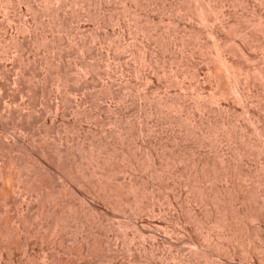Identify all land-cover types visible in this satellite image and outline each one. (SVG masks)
Here are the masks:
<instances>
[{"label": "rangeland", "instance_id": "374dc122", "mask_svg": "<svg viewBox=\"0 0 264 264\" xmlns=\"http://www.w3.org/2000/svg\"><path fill=\"white\" fill-rule=\"evenodd\" d=\"M43 1L0 0V264H264V0Z\"/></svg>", "mask_w": 264, "mask_h": 264}, {"label": "bare ground", "instance_id": "6f19581e", "mask_svg": "<svg viewBox=\"0 0 264 264\" xmlns=\"http://www.w3.org/2000/svg\"><path fill=\"white\" fill-rule=\"evenodd\" d=\"M10 1V0H9ZM36 1V0H35ZM53 0H45V1H43V2H46L47 4L48 3H51ZM83 1V0H82ZM145 1V0H144ZM204 1V0H203ZM206 1V0H205ZM217 1V0H216ZM23 2L26 4V6H27V9H29V11H34V12H36L37 10H38V12H40L41 10L37 7V6H34V3H33V0H23ZM90 2V1H89ZM137 2V1H136ZM210 3H211V1H209ZM54 3H55V0H54ZM63 3V2H62ZM181 3V2H180ZM191 3V2H190ZM210 3H208V0L206 1V3H203V4H205L204 6H202V8H201V10H198L197 11V13L200 11V14H197L196 12V14L197 15H199V19H205L204 18V15H206V14H204L205 12H206V10L208 9L209 10V8L207 7V5L206 4H209L210 5ZM222 3V2H221ZM134 4V3H133ZM194 4V3H193ZM246 4V3H245ZM260 4V3H259ZM16 5V4H15ZM18 5V4H17ZM49 5V4H48ZM81 5V4H80ZM152 5V4H151ZM202 5V4H201ZM255 5V4H254ZM6 6V5H5ZM23 6V5H22ZM44 6V5H43ZM176 6V5H175ZM199 7H200V5H198ZM206 6V7H205ZM261 6V5H260ZM20 7V6H19ZM45 7V9L48 7L47 5L46 6H44ZM53 7V6H52ZM55 7V6H54ZM58 8H59V6H57ZM64 7V6H63ZM75 7V6H74ZM102 7V6H101ZM132 7V6H131ZM183 7V6H182ZM188 7V6H187ZM244 7V6H243ZM7 8V7H6ZM41 8V7H40ZM80 8V7H79ZM139 8V7H138ZM169 8V7H168ZM184 8V7H183ZM192 8V7H191ZM191 8H188V10H190ZM256 8V7H255ZM78 9V8H77ZM185 9V8H184ZM183 9V10H184ZM234 9V8H233ZM36 10V11H35ZM40 10V11H39ZM72 10V9H71ZM175 10V9H174ZM254 10V9H253ZM260 10V9H259ZM264 10V9H263ZM20 11V10H19ZM48 11V10H47ZM78 11V10H77ZM76 11V12H77ZM151 11V10H150ZM153 11V10H152ZM184 11H186V12H188L187 11V9H185ZM191 11L192 10H190V13H191ZM194 11V10H193ZM192 11V12H193ZM195 11H196V9H195ZM210 11V10H209ZM209 11H207V12H209ZM244 11V10H243ZM247 11V10H246ZM53 12H54V10H53ZM56 12V11H55ZM113 12H114V10H113ZM180 12V11H179ZM216 12V11H215ZM41 13V12H40ZM183 13V12H182ZM194 12H193V14H191V16H193L194 14H195ZM238 13V12H237ZM5 14V13H4ZM9 14V13H8ZM13 14V13H12ZM35 14V13H34ZM65 14V13H64ZM127 14V13H126ZM137 14V13H136ZM158 14V13H157ZM195 14V15H196ZM212 14H213V11H212ZM228 14V13H227ZM243 14V13H242ZM47 15V14H46ZM74 15H76V14H74ZM99 15V14H98ZM184 15V14H183ZM186 15H187V13H186ZM190 15V14H189ZM194 15V16H195ZM201 15V16H200ZM208 15V14H207ZM226 15V14H225ZM34 16V15H33ZM65 16V15H64ZM64 16H62V20H63V17ZM67 16V15H66ZM100 16V15H99ZM263 16V15H262ZM3 17V16H2ZM101 17V16H100ZM106 17V16H105ZM149 17V16H148ZM18 18V17H17ZM38 18V17H37ZM60 18V17H59ZM69 18V17H68ZM68 18H67V20H66V18H65V21H69L68 20ZM84 18V17H83ZM82 18V19H83ZM90 18V17H89ZM124 18V17H123ZM126 18V17H125ZM134 18V17H133ZM132 18V19H133ZM161 18V17H160ZM177 18V17H176ZM197 18V17H196ZM213 18H217V17H213ZM19 19V18H18ZM43 19V18H42ZM72 19V18H71ZM93 19V18H92ZM172 19V18H171ZM201 19V20H202ZM230 19V18H229ZM243 19H245V18H243ZM263 19V18H262ZM3 20V19H2ZM77 20V19H76ZM79 20V19H78ZM105 20V19H104ZM117 20V19H116ZM209 20V19H208ZM85 21V20H84ZM114 21V20H113ZM147 21V20H146ZM207 21V20H206ZM222 21V20H221ZM228 21V20H227ZM70 22H71V20H70ZM106 22V21H105ZM119 22V21H118ZM132 22V21H131ZM149 22V21H148ZM178 22V21H177ZM209 22V21H208ZM207 22V23H208ZM226 22V21H225ZM237 22V21H236ZM20 23V22H19ZM49 23V22H48ZM56 23H58V22H56ZM127 23V22H126ZM158 23V22H157ZM187 23V22H186ZM212 23V22H211ZM74 24V23H73ZM99 25H100V23H98ZM108 24V23H107ZM120 24V23H119ZM264 24V23H263ZM51 25V24H50ZM63 25V24H62ZM77 25V24H76ZM191 25V24H190ZM213 25V24H212ZM0 26H1V23H0ZM56 26V25H55ZM135 26V25H134ZM137 26V25H136ZM148 26V25H147ZM2 27V26H1ZM4 27V26H3ZM29 27V26H28ZM126 27V26H125ZM208 27V26H207ZM211 27V26H210ZM218 27V26H217ZM230 27V26H229ZM253 27V26H252ZM35 28V27H34ZM38 28V27H37ZM53 28V27H52ZM139 28V27H138ZM144 28H145V26H144ZM222 28V27H221ZM238 28V27H237ZM59 29V28H58ZM136 29V28H135ZM26 30V29H25ZM29 30V29H28ZM71 30V29H70ZM94 30V29H93ZM98 30V29H97ZM102 30V29H101ZM144 30V29H143ZM191 30V29H190ZM215 30H217V29H215ZM1 31V30H0ZM20 31V30H19ZM23 31V30H22ZM30 31V30H29ZM45 31V30H44ZM210 31V30H209ZM27 32V31H26ZM122 32V31H121ZM136 32V31H135ZM139 32V31H138ZM177 32V31H176ZM210 32H212V31H210ZM222 32V31H221ZM23 33V32H22ZM126 33H127V31H126ZM130 33V32H129ZM169 33V32H168ZM197 33V32H196ZM207 33V32H206ZM24 34V33H23ZM33 34V33H32ZM177 34V33H176ZM211 34V33H210ZM215 33H212V35H214ZM259 34V33H258ZM42 35V34H41ZM47 35V34H46ZM144 35V34H143ZM218 35V34H217ZM260 35H262V34H260ZM5 36V35H4ZM7 36V35H6ZM32 36V35H31ZM101 36V35H100ZM127 36V35H126ZM227 36V35H226ZM250 36V35H249ZM22 37V36H21ZM36 37V36H35ZM59 37V36H58ZM243 37V36H242ZM7 38H9V37H7ZM46 38V37H45ZM139 38V37H138ZM148 38V37H147ZM164 38V37H163ZM181 38V37H180ZM219 38H221V37H219ZM14 39H17V38H14ZM149 39V38H148ZM182 39V38H181ZM214 39V38H213ZM217 39V38H216ZM230 39V38H229ZM11 40V39H10ZM13 40V39H12ZM36 40V39H35ZM62 40V39H61ZM67 40V39H66ZM98 40V39H97ZM116 40V39H115ZM175 40V39H174ZM180 40V39H179ZM17 42L15 43L16 45L18 44V43H20V40L18 41V39L16 40ZM50 41V40H49ZM53 41V40H52ZM162 41V40H161ZM217 41V40H216ZM216 41H214V43H213V51L215 50V55H216V57H215V55H214V57H215V59L217 58V62H219L220 63V65H221V67H223V69H224V74L225 75H227V76H229V78H231L232 80V83H233V80L234 81H236L237 79L239 80V78H241L243 75H245V72L244 73H242L241 71H239L240 73H241V77H240V74L236 71V70H238V69H235V65H233V63L230 61V59L228 60V55L230 54H223V48H221V46L218 44V43H216ZM231 41V40H230ZM229 41V42H230ZM253 41V40H252ZM40 42V41H39ZM62 42V41H61ZM158 42V41H157ZM221 42V41H220ZM22 43V42H21ZM35 43V42H34ZM100 43V42H99ZM109 43V42H108ZM114 43V42H113ZM243 43V42H242ZM40 44V43H39ZM83 44V43H82ZM81 44V45H82ZM85 44V43H84ZM83 44V46L82 47H84L85 48V46L86 45H84ZM104 44V43H103ZM202 44V43H201ZM12 45V44H11ZM29 45V44H28ZM42 45V44H41ZM119 45V44H118ZM121 45V44H120ZM126 45V44H125ZM156 45V44H155ZM212 45V44H211ZM235 45V44H234ZM249 45V44H248ZM21 46V45H20ZM19 46V47H20ZM54 46V45H53ZM90 46V45H89ZM88 46V47H89ZM165 46V45H164ZM202 46V45H201ZM18 47V46H17ZM36 47V46H35ZM34 47V48H35ZM97 47V46H96ZM108 47V46H107ZM125 47V46H124ZM194 47V46H193ZM205 47V46H204ZM13 48H15V47H13ZM23 48V47H22ZM21 48V50L22 51H24L23 49ZM31 48V47H30ZM43 48V47H42ZM78 48V47H77ZM182 48V47H181ZM201 48V47H200ZM226 48H227V45H226ZM2 49V48H1ZM40 49V48H39ZM52 49V48H51ZM57 49V48H56ZM11 50V49H10ZM9 50V51H10ZM37 50V49H36ZM118 50V49H117ZM143 50H144V48H143ZM189 50V49H188ZM198 50V49H197ZM202 50V49H201ZM226 50V49H225ZM224 50V51H225ZM44 51V50H43ZM155 51V50H154ZM173 51V50H172ZM183 51V50H182ZM63 52V51H62ZM61 52V53H62ZM81 52V51H80ZM79 52V53H80ZM93 52V51H92ZM98 52V51H97ZM106 52V51H105ZM142 52V51H141ZM152 52V51H151ZM202 52V51H201ZM242 52V51H241ZM52 53V52H51ZM154 53V52H153ZM188 53V52H187ZM193 53V52H192ZM204 53V52H203ZM213 53V52H212ZM211 53V54H212ZM242 53H244V52H242ZM249 53V52H248ZM43 54V53H42ZM115 54V53H114ZM161 54V53H160ZM255 54V53H254ZM99 55V54H98ZM243 55V54H242ZM251 55V54H250ZM262 55V54H261ZM36 56V55H35ZM155 56V55H154ZM177 56V55H176ZM227 56V57H226ZM32 57V56H31ZM132 57V56H131ZM213 57V56H212ZM155 58V57H154ZM153 58V59H154ZM176 58V57H175ZM174 58V59H175ZM211 58V57H210ZM36 59V58H35ZM44 59V58H43ZM60 59V58H59ZM123 59V58H122ZM140 59V58H139ZM158 59V58H157ZM13 60V59H12ZM53 60V59H52ZM21 61V60H20ZM33 61V60H32ZM43 61V60H42ZM84 61V60H83ZM127 61V60H126ZM149 61V60H148ZM190 61V60H189ZM86 62H88V61H86ZM85 62V63H86ZM92 62V61H91ZM112 62V61H111ZM197 62V61H196ZM231 62V63H230ZM253 62V61H252ZM45 63V62H44ZM51 63V62H50ZM57 63V62H56ZM109 63V62H108ZM6 64V63H5ZM43 64V63H42ZM62 64H63V62H62ZM89 64V63H88ZM28 65V64H27ZM110 65V64H109ZM130 65V64H129ZM26 66V65H25ZM59 66V65H58ZM65 66V65H64ZM92 66V65H91ZM153 66V65H152ZM196 66V65H195ZM61 67V66H60ZM67 67V66H66ZM73 67V66H72ZM94 67V66H93ZM113 67V66H112ZM257 67H259V66H257ZM59 68V67H58ZM57 68V69H58ZM62 68V67H61ZM87 68V67H86ZM107 68V67H106ZM199 68V67H198ZM41 69V68H40ZM43 69V68H42ZM49 69V68H48ZM68 69V68H67ZM67 69H65V70H67ZM149 69V68H148ZM196 69V68H195ZM61 71L60 72H58V75L56 76L57 77V80H58V83L57 84H59V85H63L62 83H65L66 84V82H68L69 81V78H68V71L67 72H65V70L64 71H62V69H60ZM69 70V69H68ZM88 70V69H87ZM122 70V69H121ZM59 71V70H58ZM115 71V70H114ZM218 71V70H217ZM252 71V70H251ZM259 71V70H258ZM264 71V70H263ZM2 72V71H1ZM19 72V71H18ZM40 72H42V71H40ZM49 72V71H48ZM120 72V71H119ZM123 72V71H122ZM195 73H196V71H194ZM250 72V71H249ZM68 73V74H67ZM86 73V72H85ZM87 73H88V71H87ZM114 73V72H113ZM199 73V72H198ZM218 73V72H217ZM136 74V73H135ZM223 74V75H224ZM247 74V73H246ZM261 74V73H260ZM180 75V74H179ZM195 75V74H194ZM193 75V76H194ZM213 75V74H212ZM2 76V75H1ZM22 76V75H21ZM143 76V75H142ZM189 76V75H188ZM184 77V76H183ZM196 77V76H195ZM204 77V76H203ZM42 78V77H41ZM74 78V77H73ZM210 78V77H209ZM228 78V77H227ZM243 78V77H242ZM37 79V78H36ZM54 79V78H53ZM189 79V78H188ZM246 75L244 76V78H243V83H241V85L242 84H244V85H246V86H249V85H247L246 84V82L248 81V79H247V81H246ZM22 80V79H21ZM41 80V79H40ZM79 80V79H78ZM151 80V79H150ZM159 80V79H158ZM214 80V79H213ZM20 81V80H19ZM38 81V80H37ZM47 81V80H46ZM45 81V82H46ZM49 81V80H48ZM47 81V82H48ZM205 81V80H204ZM89 82V81H88ZM203 82V81H202ZM237 82V81H236ZM8 83V82H7ZM16 83H19V82H15V84ZM38 83V82H37ZM235 83V82H234ZM233 83V84H234ZM238 84H240L239 82H237ZM237 83L235 84L236 85V87H234V89L235 88H239V87H241V88H245V87H242L241 85H239V87H237ZM257 83V82H256ZM46 84H48V83H46ZM45 84V85H46ZM65 84H64V86H65ZM91 84V83H90ZM218 84V83H217ZM4 85V84H3ZM41 85V91H44L45 89H44V81H42V83L40 84ZM52 85V84H51ZM103 85V84H102ZM113 85V84H112ZM146 85V84H145ZM148 85V84H147ZM181 85V84H180ZM184 85V84H183ZM230 85V84H229ZM16 86V85H15ZM39 86V85H38ZM92 86V85H91ZM149 86V85H148ZM227 86V85H226ZM14 87V86H13ZM46 87V86H45ZM94 87V86H93ZM211 87V86H210ZM223 87V86H222ZM34 88V87H33ZM37 88V87H36ZM40 88V87H39ZM47 88V87H46ZM60 88V87H59ZM78 88V87H77ZM101 88V87H100ZM126 88V87H125ZM2 89V88H1ZM180 89V88H179ZM201 89V88H200ZM215 89V88H214ZM221 89V88H220ZM246 89H247V87H246ZM62 91V90H61ZM155 91V90H154ZM204 91V90H203ZM216 91V90H215ZM26 92V91H25ZM214 92V91H213ZM234 92V91H233ZM244 92V94L246 93L247 94V92H248V90H247V92H246V90L245 91H243ZM243 92H239V89H237V91H236V89H235V93H241L243 96H244V94H243ZM250 92V91H249ZM260 92V91H259ZM253 93V92H252ZM15 94V93H14ZM128 94V93H127ZM44 95V94H43ZM56 95V94H55ZM100 95V94H99ZM150 95V94H149ZM185 95V94H184ZM239 95V94H238ZM38 96H39V94H38ZM62 96V95H61ZM123 96V95H122ZM167 96V95H166ZM200 96V95H199ZM215 96H216V100H221V99H223V98H225V94H224V91H220V90H217L216 92H215ZM227 96V95H226ZM241 96V95H240ZM247 96V95H246ZM108 97V96H107ZM134 97V96H133ZM202 97V96H201ZM200 97V98H201ZM256 97V96H255ZM45 98V97H44ZM130 98V97H129ZM187 98V97H186ZM207 99V98H206ZM243 99V98H242ZM93 100V99H92ZM160 100V99H159ZM173 100V99H172ZM186 100V99H185ZM251 100H253V99H251ZM57 101V100H56ZM68 101V100H67ZM91 101V100H90ZM119 101V100H118ZM125 101V100H124ZM201 101V100H200ZM223 101V100H222ZM239 101V100H238ZM244 101V100H243ZM242 101V102H243ZM33 102V101H32ZM32 102H30V103H32ZM132 102V101H131ZM134 102V101H133ZM171 102V101H170ZM194 102V101H193ZM36 103V102H35ZM214 103V102H213ZM45 104V103H44ZM102 104V103H101ZM144 104V103H143ZM160 104V103H159ZM166 104V103H165ZM173 104V103H172ZM171 104V105H172ZM188 104V103H187ZM239 104V103H238ZM30 105V104H29ZM105 105V104H104ZM118 105V104H117ZM136 105V104H135ZM148 105V104H147ZM192 105V104H191ZM227 105V104H226ZM25 106V105H24ZM50 106V105H49ZM100 106V105H99ZM224 106V105H223ZM42 107V106H41ZM67 107V106H66ZM85 107V106H84ZM122 107V106H121ZM179 107V106H178ZM193 107V106H192ZM199 107V106H198ZM202 107V106H201ZM217 107V106H216ZM220 107H221V105H220ZM219 107V108H220ZM8 108V107H7ZM64 108V107H63ZM113 108V107H112ZM170 108V107H169ZM174 108V107H173ZM256 108V107H255ZM259 108V107H258ZM27 109V108H26ZM59 108H57L56 110H58ZM82 109V108H81ZM94 109V108H93ZM98 109V108H97ZM105 109V108H104ZM115 109V108H114ZM179 109V108H178ZM177 109V110H178ZM203 109V108H202ZM249 109V108H248ZM77 110V109H76ZM151 110V109H150ZM170 110V109H169ZM172 110V109H171ZM186 110V109H185ZM225 110V109H224ZM246 110V109H245ZM84 111V110H83ZM106 111V110H105ZM256 111V110H255ZM260 111V110H259ZM259 111H258V113H259ZM52 112V111H51ZM164 112V111H163ZM162 112V113H163ZM173 112V111H172ZM175 112V111H174ZM245 112V111H244ZM116 113V112H115ZM179 113V112H178ZM188 113V112H187ZM242 113V112H241ZM9 114V113H8ZM30 114V113H29ZM48 114V113H47ZM52 114V113H51ZM80 114V113H79ZM112 114V113H111ZM152 114V113H151ZM170 114V113H169ZM207 114V113H206ZM224 114V113H223ZM231 114V113H230ZM263 114V113H262ZM31 115V114H30ZM29 115V116H30ZM56 115V114H55ZM61 115V114H60ZM83 115V114H82ZM84 115H85V113H84ZM166 115V114H165ZM179 115V114H178ZM190 115V114H189ZM208 115V114H207ZM201 116H203V115H201ZM224 116V115H223ZM238 116V115H237ZM240 116V115H239ZM119 117V116H118ZM125 117V116H124ZM214 117V116H213ZM25 118V117H24ZM43 118V117H42ZM94 118H96V117H94ZM120 118V117H119ZM122 118V117H121ZM167 118V117H166ZM175 118V117H174ZM195 118V117H194ZM231 118H233V117H231ZM2 119V118H1ZM22 119V118H21ZM26 119V118H25ZM149 119V118H148ZM197 119V118H196ZM257 119V118H256ZM91 120V119H90ZM161 120V119H160ZM172 120V119H171ZM195 120V119H194ZM225 120V119H224ZM230 120V119H229ZM122 121V120H121ZM128 121V120H127ZM126 121V122H127ZM232 121H234V120H232ZM21 122V121H20ZM93 122V121H92ZM113 122V121H112ZM190 122V121H189ZM231 122V121H230ZM264 122V121H263ZM23 123V122H22ZM115 123V122H114ZM178 123V122H177ZM195 123V122H194ZM220 123V122H219ZM238 123V122H237ZM259 123V122H258ZM47 124V123H46ZM201 124V123H200ZM216 124V123H215ZM248 124V123H247ZM255 124V123H254ZM25 125V124H24ZM53 125V124H52ZM115 125V124H114ZM136 125V124H135ZM189 125V124H188ZM223 125V124H222ZM260 125V124H259ZM169 126H171V124L169 125ZM210 126V125H209ZM252 126V125H251ZM67 127H69V126H67ZM158 127V126H157ZM156 127V128H157ZM187 127V126H186ZM238 127V126H237ZM150 128V127H149ZM152 128V127H151ZM185 128V127H184ZM227 128V127H226ZM242 128V127H241ZM55 129V128H54ZM245 129V128H244ZM69 130V129H68ZM121 130V129H120ZM129 130V129H128ZM151 130H153V129H151ZM158 130V129H157ZM169 130V129H168ZM190 130V129H189ZM237 130V129H236ZM243 130V129H242ZM57 131V130H56ZM116 131V130H115ZM137 131V130H136ZM148 131V130H147ZM159 131V130H158ZM185 131V130H184ZM201 131V130H200ZM209 131V130H208ZM229 131V130H228ZM234 131V130H233ZM239 131V130H238ZM247 131V130H246ZM255 131V130H254ZM96 132V131H95ZM160 132V131H159ZM204 132V131H203ZM226 132V131H225ZM249 132H251V131H249ZM101 133V132H100ZM230 133V132H229ZM243 133V132H242ZM146 134V133H145ZM153 134V133H152ZM162 134V133H161ZM203 134V133H202ZM205 134V133H204ZM212 134H214V133H212ZM239 134H240V131H239ZM119 135V134H118ZM128 135V134H127ZM190 135V134H189ZM219 135V134H218ZM228 135V134H227ZM116 136V135H115ZM132 136H133V134H132ZM197 136V135H196ZM202 136V135H201ZM208 136V135H207ZM206 136V137H207ZM230 136V135H229ZM242 136H243V134H242ZM248 136H250V135H248ZM39 137V136H38ZM67 137V136H66ZM173 137V136H172ZM144 138V137H143ZM162 138V137H161ZM169 138V137H168ZM184 138V137H183ZM200 138V137H199ZM202 138V137H201ZM208 138V137H207ZM210 138H211V136H210ZM39 139V138H38ZM41 139V138H40ZM45 139H46V137H45ZM93 139V138H92ZM96 139H98L97 137H96ZM18 140H20V139H18ZM17 140V141H18ZM95 140V139H94ZM152 140V139H151ZM252 140V139H251ZM22 141V140H21ZM96 141V140H95ZM175 141V140H174ZM225 141V140H224ZM242 141V140H241ZM43 142V141H42ZM57 142V141H56ZM7 143V142H6ZM13 143V142H12ZM15 144H16V142H14ZM10 144V143H7L6 145H4L3 143L1 144V142H0V144L2 145V146H0V153L1 154H3L4 152H6V153H10V152H12L13 151V148H15V147H13V145L15 146V144ZM47 143V142H46ZM45 143V144H46ZM91 143V142H90ZM114 143V142H113ZM152 143V142H151ZM202 143V142H201ZM210 143V142H209ZM213 143V142H212ZM253 143V142H252ZM105 144V143H104ZM122 144V143H121ZM137 144V143H136ZM258 144H260V143H258ZM22 145H24V144H22ZM32 145H34V143L32 144ZM83 145V144H82ZM191 145V144H190ZM201 145V144H200ZM203 145V144H202ZM214 145V144H213ZM216 145V144H215ZM17 146V145H16ZM38 146V145H37ZM42 146V145H41ZM97 146V145H96ZM139 146V145H138ZM154 146V145H153ZM199 146V145H198ZM212 146V145H211ZM234 146V145H233ZM242 146V145H241ZM251 146H253V145H251ZM62 147V146H61ZM95 147V146H94ZM108 147V146H107ZM115 147V146H114ZM125 147V146H124ZM137 147V146H136ZM156 147V146H155ZM158 147V146H157ZM171 147H173V146H171ZM210 147V146H209ZM248 147V146H247ZM247 147H246V149H247ZM264 147V146H263ZM23 148V147H22ZM26 148V147H25ZM92 148V147H91ZM119 148V147H118ZM220 148V147H219ZM18 149V148H17ZM95 149V148H94ZM166 149V148H165ZM203 149V148H202ZM255 149V148H254ZM253 149V150H254ZM260 149V148H259ZM263 149V148H262ZM262 149H261V151H262ZM31 150V149H30ZM43 150V149H42ZM118 150V149H117ZM122 150V149H121ZM197 150V149H196ZM206 150V149H205ZM243 150H245V149H243ZM86 151V150H85ZM93 151V150H92ZM111 151H113V150H111ZM168 151V150H167ZM210 151V150H209ZM260 151V150H259ZM144 152V151H143ZM170 152H172V151H170ZM15 153V152H14ZM19 153V152H18ZM28 153V152H27ZM70 153V152H69ZM68 153V154H69ZM174 153V152H173ZM180 153V152H179ZM178 153V154H179ZM188 153H189V151H188ZM11 154V153H10ZM82 154V153H81ZM88 154V153H87ZM95 154V153H94ZM103 154V153H102ZM106 154V153H105ZM130 154V153H129ZM133 154V153H132ZM139 154V153H138ZM165 154V153H164ZM194 154V153H193ZM199 154V153H198ZM213 154V153H212ZM4 155V154H3ZM25 155V154H24ZM60 155V154H59ZM62 155V154H61ZM60 155V156H61ZM71 155V154H70ZM134 155V154H133ZM155 155V154H154ZM170 155V154H169ZM22 156V155H21ZM44 157V154H43V152H42V155H41V157ZM114 156V155H113ZM144 156V155H143ZM171 156V155H170ZM262 156V155H261ZM42 157V159L44 160V158ZM89 157V156H88ZM95 157V156H94ZM100 157V156H99ZM130 157V156H129ZM204 157V156H203ZM237 157H239V156H237ZM20 158V157H19ZM72 158V157H71ZM75 158V157H74ZM93 158V157H92ZM98 158V157H97ZM122 158V157H121ZM125 158V157H124ZM124 158L122 159V160H124ZM133 158V157H132ZM195 158V157H194ZM193 158V159H194ZM218 158V157H217ZM3 159V158H2ZM6 159V158H5ZM55 159V158H54ZM96 159V158H95ZM214 159V158H213ZM233 159V158H232ZM238 159V158H237ZM37 160V159H36ZM35 160V161H36ZM110 160V159H109ZM117 160V159H116ZM129 160V159H128ZM183 160V159H182ZM189 160V159H188ZM11 161V160H10ZM48 161V160H47ZM47 161H45L46 163H47ZM75 161V160H74ZM86 161V160H85ZM97 161V160H96ZM99 161V160H98ZM137 161V160H136ZM163 161V160H162ZM171 161V160H170ZM178 161V160H177ZM206 161V160H205ZM227 161V160H226ZM229 161V160H228ZM227 161V162H228ZM254 161V160H253ZM4 162V161H3ZM22 162H23V160H22ZM54 162V161H53ZM121 162V161H120ZM125 162V161H124ZM153 162V161H152ZM175 162V161H174ZM198 162H199V160H198ZM214 162V161H213ZM218 162V161H217ZM223 162V161H222ZM232 162V161H231ZM36 163H37V161H36ZM40 163V162H39ZM42 163H44V162H42ZM46 163H44V165L46 164ZM63 163V162H62ZM87 163V162H86ZM123 163V162H122ZM189 163V162H188ZM201 163H204V161L203 162H201ZM200 163V165H202ZM216 163V162H215ZM220 163V162H219ZM225 163V162H224ZM245 163V162H244ZM49 163H47L46 165H48ZM60 164V163H59ZM100 164V163H99ZM143 164V163H142ZM159 164V163H158ZM174 164V163H173ZM196 164V163H195ZM204 164H206L207 165V163H204ZM212 164V163H211ZM223 164V163H222ZM9 165V164H8ZM25 165V164H24ZM43 165V164H42ZM52 165V164H51ZM93 165V164H92ZM163 165V164H162ZM205 165V166H206ZM234 165V164H233ZM10 166V165H9ZM35 166V165H34ZM113 166V165H112ZM115 166V165H114ZM166 166H168V165H166ZM180 166V165H179ZM178 166V167H179ZM38 167V166H37ZM74 167V166H73ZM80 167V166H79ZM90 167V166H89ZM107 167H108V165H107ZM133 167V166H132ZM158 167V166H157ZM169 167H171V166H169ZM195 167V166H194ZM201 167V166H200ZM203 167V166H202ZM3 168V167H2ZM44 168V167H43ZM84 168V167H83ZM86 168V167H85ZM93 168V167H92ZM113 168V167H112ZM172 168H174V167H172ZM221 168H222V165H221ZM25 169V168H24ZM39 169V168H38ZM45 169V168H44ZM46 169L48 170V168H47V166H46ZM58 169V168H57ZM71 169V168H70ZM89 169H91V168H89ZM108 169V168H107ZM106 169V170H107ZM125 169V168H124ZM163 169V168H162ZM166 169V168H165ZM196 169V168H195ZM204 169H205V167H204ZM225 169V168H224ZM239 169V168H238ZM250 169V168H249ZM252 169V168H251ZM257 169V168H256ZM1 170V169H0ZM34 170V169H33ZM46 170V171H47ZM76 170H78V169H76ZM98 170V169H97ZM129 170V169H128ZM155 170V169H154ZM199 170V169H198ZM230 170V169H229ZM5 171V170H4ZM28 171V170H27ZM30 171V170H29ZM102 171V170H101ZM107 171H109V170H107ZM173 171V170H172ZM234 171V170H233ZM239 171V170H238ZM253 171V170H252ZM76 172V171H75ZM104 172V171H103ZM141 172V171H140ZM139 172V173H140ZM144 172V171H143ZM195 172V171H194ZM250 172V171H249ZM8 173H9V170H8ZM78 173V172H77ZM105 173V172H104ZM125 173V172H124ZM158 173H160V172H158ZM181 173V172H180ZM199 173V172H198ZM233 173V172H232ZM261 173V172H260ZM126 174V173H125ZM174 174V173H173ZM183 174V173H182ZM195 174H197V173H195ZM210 174V173H209ZM240 174V173H239ZM246 174V173H245ZM244 174V175H245ZM32 175V174H31ZM71 175V174H70ZM94 175V174H93ZM184 175V174H183ZM200 175V174H199ZM219 175V174H218ZM237 175V174H236ZM241 175V174H240ZM243 175V176H244ZM247 175V174H246ZM40 176V175H39ZM98 176V175H97ZM133 176V175H132ZM175 176H177V175H175ZM229 176H231V175H229ZM228 176V177H229ZM254 176V175H253ZM1 177V176H0ZM78 177H80V176H78ZM115 177V176H114ZM127 177V176H126ZM138 177V176H137ZM142 177V176H141ZM186 177V176H185ZM201 177V176H200ZM246 177V176H245ZM111 178V177H110ZM177 178V177H176ZM193 178V177H192ZM219 178V177H218ZM221 178V177H220ZM10 179V178H9ZM63 179V178H62ZM80 179V178H79ZM130 179V178H129ZM185 179V178H184ZM189 179V178H188ZM226 179V178H225ZM224 179V180H225ZM241 179V178H240ZM1 180V179H0ZM39 180V179H38ZM108 180V179H107ZM114 180V179H113ZM157 180V179H156ZM201 180V179H200ZM230 180V179H229ZM11 181V180H10ZM60 181V180H59ZM93 181V180H92ZM124 181V180H123ZM129 181V180H128ZM160 181H161V179H160ZM213 181H215V180H213ZM226 181V180H225ZM257 181V180H256ZM5 182V181H4ZM49 182V181H48ZM79 182V181H78ZM91 182V181H90ZM99 182V181H98ZM97 181H96V183H98ZM208 182V181H207ZM11 183V182H10ZM55 183V182H54ZM115 183V182H114ZM118 183V182H117ZM127 183V182H126ZM161 183V182H160ZM173 183V182H172ZM185 183V182H184ZM217 183V182H216ZM231 183V182H230ZM29 184V183H28ZM80 184V183H79ZM82 184V183H81ZM80 184V185H81ZM87 184V183H86ZM100 184V183H99ZM187 184V183H186ZM191 184V183H190ZM214 184V183H213ZM0 185H2V184H0ZM7 185H9L8 183H7ZM83 185V184H82ZM123 185V184H122ZM130 185V184H129ZM135 185V184H134ZM144 185H146V184H144ZM252 185V184H251ZM4 186H6V185H4ZM88 186V185H87ZM139 186V185H138ZM175 186V185H174ZM178 186V185H177ZM212 186V185H211ZM258 186V185H257ZM8 187V186H7ZM69 187V186H68ZM71 187V186H70ZM86 187V186H85ZM89 187V186H88ZM92 187H94V186H92ZM111 187V186H110ZM176 187V186H175ZM174 187V188H175ZM207 187V186H206ZM216 187V186H215ZM259 187V186H258ZM9 188V187H8ZM17 188V187H16ZM90 188V187H89ZM116 188V187H115ZM125 188V187H124ZM130 188H132L131 187V185H130ZM133 188H134V186H133ZM142 188V187H141ZM214 188V187H213ZM0 189H3V188H0ZM119 189V188H118ZM117 189V190H118ZM152 189V188H151ZM170 189V188H169ZM191 189V188H190ZM193 189H195V188H193ZM127 190H129V189H127ZM189 190V189H188ZM202 190V189H201ZM1 191V190H0ZM94 191V190H93ZM105 191V190H104ZM108 191V190H107ZM170 191V190H169ZM250 191V190H249ZM12 192L13 191H11L10 190V188L9 189H7V190H5V188L3 189V191H1L0 192V194H1V196H3L4 197V199H2V198H0L1 200H4V202H5V200L7 199V198H9L10 196H11V194H12ZM50 192V191H49ZM124 192V191H123ZM136 192V191H135ZM180 192V191H179ZM203 192V191H202ZM210 192V191H209ZM261 192V191H260ZM52 193V192H51ZM97 193L99 194V192L97 191ZM113 193V192H112ZM122 193V192H121ZM131 193V192H130ZM19 194V193H18ZM127 194V193H126ZM134 194V193H133ZM139 194V193H138ZM180 194V193H179ZM187 194V193H186ZM213 194H214V191H213ZM260 194V193H259ZM13 195V194H12ZM16 195V194H15ZM53 195V194H52ZM100 195V194H99ZM106 195V194H105ZM120 195V194H119ZM136 195H137V193H136ZM135 195V196H136ZM154 195V194H153ZM158 195V194H157ZM200 195V194H199ZM251 195V194H250ZM253 195V194H252ZM261 195H263V194H261ZM0 196V197H1ZM22 196V195H21ZM28 196V195H27ZM59 196V195H58ZM111 196V195H110ZM118 196V195H117ZM189 196V195H188ZM219 196V195H218ZM258 196V195H257ZM24 197V196H23ZM26 197V196H25ZM53 197V196H52ZM114 197V196H113ZM181 197V196H180ZM200 197V196H199ZM250 197V196H249ZM255 197V196H254ZM264 197V196H263ZM263 197H262V200H263ZM6 198V199H5ZM12 198V197H11ZM104 198V197H103ZM105 198H106V196H105ZM131 198V197H130ZM139 198V197H138ZM175 198V197H174ZM204 198H205V196H204ZM208 198V197H207ZM215 198V197H214ZM221 198V197H220ZM219 198V199H220ZM251 198H253V197H251ZM50 199V198H49ZM145 199V198H144ZM154 199V198H153ZM258 199V198H257ZM256 199V200H257ZM24 200V199H23ZM53 200V199H52ZM107 200V199H106ZM109 200V199H108ZM115 200V199H114ZM139 200H141V199H139ZM167 200H169V199H167ZM201 200V199H200ZM251 200V199H250ZM252 200H254V199H252ZM259 200V199H258ZM257 200V201H258ZM10 201V200H9ZM50 201V200H49ZM57 201V200H56ZM55 201V202H56ZM136 201V200H135ZM147 201V200H146ZM181 201H183V200H181ZM247 201V200H246ZM249 201V200H248ZM24 202V201H23ZM112 202V201H111ZM144 202V201H143ZM152 202V201H151ZM207 202V201H206ZM245 202V201H244ZM255 202V201H254ZM48 203V202H47ZM141 203V202H140ZM190 203V202H189ZM209 203V202H208ZM28 204V203H27ZM117 204V203H116ZM137 204V203H136ZM135 204V205H136ZM148 204V203H147ZM179 204V203H178ZM177 204V205H178ZM213 204V203H212ZM218 204V203H217ZM249 204V203H248ZM263 204V203H262ZM47 205V204H46ZM50 205V204H49ZM52 205V204H51ZM131 205V204H130ZM257 205H258V203H257ZM15 206V205H14ZM21 206V205H20ZM28 206V205H27ZM252 206H253V204H252ZM263 206V205H262ZM261 206V207H262ZM57 207V206H56ZM89 207V206H88ZM128 207H130V206H128ZM217 207H218V205H217ZM254 207V206H253ZM18 208V207H17ZM255 208V207H254ZM259 208V207H258ZM43 209V208H42ZM94 209V208H93ZM133 209V208H132ZM131 209V210H132ZM216 209V208H215ZM241 209V208H240ZM41 210V209H40ZM128 210V209H127ZM149 210V209H148ZM249 210V209H248ZM21 211V210H20ZM48 211V210H47ZM54 211V210H53ZM138 211V210H137ZM244 211V210H243ZM19 212V211H18ZM142 212V211H141ZM145 212V211H144ZM195 212V211H194ZM191 213V212H190ZM237 213V212H236ZM19 214V213H18ZM23 214V213H22ZM235 215H237V214H235ZM234 215V216H235ZM247 215H249V214H247ZM43 216V215H42ZM56 216V215H55ZM148 216V215H147ZM233 216V215H232ZM255 216V215H254ZM259 216H261V215H259ZM264 216V215H263ZM46 217V216H45ZM231 217V216H230ZM50 218V217H49ZM237 218V217H236ZM236 218H234V219H236ZM239 218V217H238ZM227 219V218H226ZM246 219V218H245ZM251 219V218H250ZM252 219H254V218H252ZM225 220V219H224ZM232 220V219H231ZM241 220V219H240ZM191 221V220H190ZM243 221V220H242ZM236 222V221H235ZM199 223V222H198ZM228 223H230V222H228ZM253 223V222H252ZM221 224V223H220ZM237 224H239V223H237ZM242 224V223H241ZM44 225V224H43ZM135 225V224H134ZM142 225V224H141ZM195 225V224H194ZM222 225V227H221V230H222V228L226 231L225 233V235L226 236H231V233H230V228H228L227 226L229 225V224H226V222L224 221V223L223 224H221ZM233 225V224H232ZM145 226V225H144ZM155 226V225H154ZM235 226H239V225H235ZM261 226V225H260ZM56 227V226H55ZM149 227V226H148ZM233 227V226H232ZM244 227H246V226H244ZM251 227V226H250ZM38 228V227H37ZM264 228V227H263ZM23 229H25V228H23ZM40 229H41V227H40ZM43 229V228H42ZM255 227H254V231H255ZM44 230V229H43ZM238 229H236V231H237ZM252 230V231H253ZM124 231V230H123ZM13 232V231H12ZM41 232V231H40ZM221 232V231H220ZM239 232V231H238ZM258 232V231H257ZM257 232H255V233H257ZM23 233V232H22ZM217 233V232H216ZM243 233V232H242ZM18 234V233H17ZM141 234V233H140ZM224 234V233H223ZM234 234V233H233ZM250 234V233H249ZM44 235V234H43ZM136 235V234H135ZM255 235V234H254ZM235 236V235H234ZM256 236V235H255ZM185 237H187V236H185ZM220 237V236H219ZM257 237V236H256ZM234 238H236V237H234ZM241 238V237H240ZM210 239V238H209ZM223 239H225V238H223ZM226 239H228V238H226ZM231 239V238H230ZM237 239V238H236ZM263 239V238H262ZM238 240V239H237ZM237 240H235V241H237ZM240 240V239H239ZM238 240V241H239ZM261 240V239H260ZM187 241V240H186ZM225 241V240H224ZM231 241H233V240H231ZM254 241V240H253ZM259 241V240H258ZM263 241H264V239H263ZM249 242V241H248ZM251 242V241H250ZM258 243V242H257ZM222 244V243H221ZM233 244V243H232ZM236 244H237V242H236ZM252 244V243H251ZM250 244V245H251ZM159 245V244H158ZM214 245V244H213ZM223 245V244H222ZM221 245V246H222ZM231 245V244H230ZM245 245V244H244ZM190 246V245H189ZM215 246V245H214ZM217 246V245H216ZM228 246V245H227ZM252 246V245H251ZM256 246V245H255ZM259 246V245H258ZM210 247V246H209ZM223 247V246H222ZM230 247V246H229ZM244 247V246H243ZM202 248V247H201ZM200 248V249H201ZM233 248V247H232ZM250 248V247H249ZM256 248H258L257 246H256ZM262 248V247H261ZM150 249V248H149ZM194 249V248H193ZM156 250V249H155ZM205 250V249H204ZM233 250V249H232ZM235 250V249H234ZM244 250H245V248H244ZM253 250H255V248L253 249ZM189 251V250H188ZM192 251V250H191ZM190 251V252H191ZM212 251V250H211ZM221 251V250H220ZM227 251V250H226ZM239 251H242V250H239ZM245 252V251H244ZM255 252V251H254ZM254 252H253V254H254ZM152 253V252H151ZM154 253H155V251H154ZM230 253V252H229ZM242 253V252H241ZM246 253V252H245ZM247 253H248V251H247ZM250 253V252H249ZM256 253V252H255ZM262 253V252H261ZM194 254H195V252H194ZM231 254H232V252H231ZM240 254V253H239ZM243 254V253H242ZM252 254V255H253ZM192 255V254H191ZM203 255V254H202ZM208 255V254H207ZM224 255H226V254H224ZM151 256V255H150ZM156 256V255H155ZM196 256V255H195ZM204 256V255H203ZM245 256V255H244ZM197 257H198V255H197ZM209 257V256H208ZM214 257V256H213ZM224 257H226V256H224ZM237 257V256H236ZM207 258V257H206ZM217 258V257H216ZM220 258V257H219ZM233 258V257H232ZM239 258V257H238ZM243 258H245V257H243ZM184 259V258H183ZM205 259V258H204ZM215 259V258H214ZM250 259V258H249ZM225 260V259H224ZM201 261V260H200ZM207 261H210V260H207ZM260 261V260H259ZM160 262V261H159ZM175 262V261H174ZM195 262H197V261H195ZM218 262V261H217ZM241 262V261H240ZM243 262V261H242ZM161 263V262H160ZM210 263V262H209ZM213 263V262H212ZM190 264V263H189Z\"/></svg>", "mask_w": 264, "mask_h": 264}]
</instances>
